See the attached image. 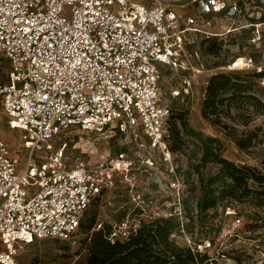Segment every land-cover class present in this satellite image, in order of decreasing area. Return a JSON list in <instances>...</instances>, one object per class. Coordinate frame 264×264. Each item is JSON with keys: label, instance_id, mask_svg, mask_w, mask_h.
<instances>
[{"label": "built area", "instance_id": "1", "mask_svg": "<svg viewBox=\"0 0 264 264\" xmlns=\"http://www.w3.org/2000/svg\"><path fill=\"white\" fill-rule=\"evenodd\" d=\"M261 1L0 0V61L8 62L0 107L22 132L16 148L0 135V264H21L18 250L36 239L70 240L92 200L132 168L125 153L68 162L75 145L63 135L120 130L142 150L140 169L159 159L174 171L161 69H194V36H217L211 28L220 18L245 16ZM192 80L184 79L185 91ZM88 143L83 152L93 156ZM133 197L142 208V193ZM144 221L112 223L109 239H129Z\"/></svg>", "mask_w": 264, "mask_h": 264}, {"label": "rangeland", "instance_id": "2", "mask_svg": "<svg viewBox=\"0 0 264 264\" xmlns=\"http://www.w3.org/2000/svg\"><path fill=\"white\" fill-rule=\"evenodd\" d=\"M218 33L216 39L206 40L195 35V42L188 45L197 49L200 58L191 59L194 69H161L162 99L171 108L170 124L174 130L172 162L157 159L149 171L140 169L142 150L130 142L128 134L115 130L105 135L69 133L63 140L75 145L66 149L67 161L80 157L86 162H96L100 154L125 153L132 162L127 176H119V182L107 193L95 197L82 219V225L70 240L56 238L36 239L18 250L21 264H88L89 255L85 241L89 226L95 216L92 230L98 224L110 225L123 219L139 218L151 221L158 217L173 219L177 225L171 234L177 244L194 251L207 253L206 264H264V205H256L252 196L234 201L223 197L225 183L217 179L221 164L219 157L237 164H249L264 171V114H251L232 109L234 118H224L229 129L214 125L202 113L204 82L212 73H235L253 81V94L261 97L264 76L249 74L264 69V3L250 9L245 16L227 20L220 18L211 28ZM209 46H220L217 54L207 52ZM187 64V60H185ZM198 64L204 65L197 71ZM8 62L0 61V81H7ZM192 78L185 91L184 79ZM256 102V101H254ZM252 109V108H251ZM258 128V136L248 150L240 149L228 132L236 130L243 135L248 129ZM262 128V130H261ZM0 135L11 147L22 140V132L8 127L0 107ZM88 141L97 153L89 156L83 151ZM18 174L23 173L27 152L22 153ZM144 165V164H143ZM227 188V187H226ZM134 192H141L143 207L137 206ZM214 207L203 208L211 199ZM205 205V204H204ZM240 219V222L237 220ZM91 230V231H92ZM211 243L209 247H206Z\"/></svg>", "mask_w": 264, "mask_h": 264}, {"label": "trees", "instance_id": "3", "mask_svg": "<svg viewBox=\"0 0 264 264\" xmlns=\"http://www.w3.org/2000/svg\"><path fill=\"white\" fill-rule=\"evenodd\" d=\"M210 38L214 37H206V40ZM207 49V52L217 54L220 46H209ZM251 75L262 77L264 69L249 74ZM261 94V97L254 95L253 81L242 78L240 74L212 73L204 87L203 116L214 125L229 129L230 125L224 121V118L233 119L232 109L235 107L241 112L240 114L244 111L248 112L249 117L244 121L248 124L251 114H264L263 86ZM170 130V146L173 150L174 130L171 124ZM257 131L258 128L248 129L243 135H238L234 129L229 131L228 135L240 149L248 150L258 136ZM262 132L264 134V130ZM261 141H264V135L261 136ZM217 161L222 166L217 179L225 183L226 190L223 197L237 201L239 198L252 196L256 200V205H264V171L249 164H237L224 157H219ZM261 163L264 165V158ZM204 204V209L214 207L216 200L213 198ZM94 223L95 216L88 228L91 233L85 241L89 251L88 264H206L210 261L207 253L182 247L171 239V234L177 227L171 218L158 217L151 221H144L141 228L129 239L116 242L109 239L112 223L92 230ZM80 226H83L82 220Z\"/></svg>", "mask_w": 264, "mask_h": 264}]
</instances>
